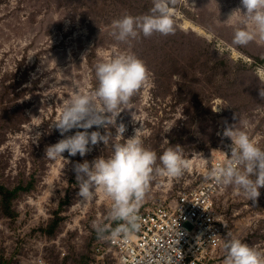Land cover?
Masks as SVG:
<instances>
[{
	"label": "rangeland",
	"instance_id": "1",
	"mask_svg": "<svg viewBox=\"0 0 264 264\" xmlns=\"http://www.w3.org/2000/svg\"><path fill=\"white\" fill-rule=\"evenodd\" d=\"M153 2L0 0V183L20 187L11 207L0 195V264H89L95 243L125 223L109 215L112 201L101 191L81 202L73 170L75 162L108 156L112 139L91 145L83 157L67 151L66 159L44 155L47 145L80 130L62 134L50 127L64 100L77 88L91 92L95 64L119 51L143 60L152 86L121 105L106 130L115 135L122 123L127 138L141 126L156 164L168 143L181 145L190 162L179 176H154L137 216L173 198L181 186L208 178L199 172L206 165L200 157L230 151V138L222 134L226 124L243 128L264 148V39L233 42L237 27L251 28L239 11L228 19L236 9L245 11L241 0H168L173 31L145 36L137 30L127 41L115 39L114 19L146 14ZM97 127L105 131L96 125L88 131ZM216 209L227 221L224 236L236 232L264 249V186L253 201L229 184ZM224 255L222 247L216 264Z\"/></svg>",
	"mask_w": 264,
	"mask_h": 264
},
{
	"label": "clouds",
	"instance_id": "2",
	"mask_svg": "<svg viewBox=\"0 0 264 264\" xmlns=\"http://www.w3.org/2000/svg\"><path fill=\"white\" fill-rule=\"evenodd\" d=\"M245 11H239L244 17L243 23L249 27H237L234 31V43H247L254 37L264 39V0H241ZM174 9L168 0H154L148 13L140 16L123 15L112 21V32L115 39L127 41L137 35V30L145 36L153 32L167 34L173 31ZM96 85L91 92L74 89L63 102L59 117L51 124L60 133L71 129H80L47 145L44 155L49 158L66 159L79 154L83 157L91 150V145L98 141L108 144L112 139V151L108 156L99 155L91 161L83 160L74 163L75 179L78 183L77 195L81 202L94 198L101 191L112 201L109 215L125 223L115 226L111 236L125 233L139 227L135 212L137 203L142 200L149 183L155 175L175 177L189 167V160L182 155L179 144H169L159 155L156 164V152L146 147L142 140L143 128L134 129V134L124 138V124L116 127L115 135L106 130V125L121 112V105L127 104L130 98L141 88L152 86L148 69L143 60L131 50H122L112 56L101 59L95 64ZM260 95L264 90L260 89ZM98 101V102H97ZM93 125L102 126L88 131ZM227 125L223 136L230 138V155L224 151L223 157L215 163L210 158L201 159L206 162L205 176L217 184L233 185L234 191L242 193L255 201L259 188L264 186V148L256 144L243 128ZM39 133L33 135L34 142ZM123 137V142H118ZM166 142L168 140L164 139ZM102 231V229H101ZM219 237L225 255L222 264H264V249L256 248L239 238L236 232H227ZM170 264H178L174 258H166Z\"/></svg>",
	"mask_w": 264,
	"mask_h": 264
},
{
	"label": "built area",
	"instance_id": "3",
	"mask_svg": "<svg viewBox=\"0 0 264 264\" xmlns=\"http://www.w3.org/2000/svg\"><path fill=\"white\" fill-rule=\"evenodd\" d=\"M206 155L213 163L223 157L221 150ZM206 166L200 165L199 172L205 173ZM226 187L210 177L181 186L173 198L146 207L127 238L123 232L100 238L89 264H170L169 257L178 264H216L222 244L215 235L224 236L227 222L217 212V200Z\"/></svg>",
	"mask_w": 264,
	"mask_h": 264
},
{
	"label": "trees",
	"instance_id": "4",
	"mask_svg": "<svg viewBox=\"0 0 264 264\" xmlns=\"http://www.w3.org/2000/svg\"><path fill=\"white\" fill-rule=\"evenodd\" d=\"M19 189L20 187L15 189H8L0 183V195L2 196V199L5 202L7 208L11 207L13 199H15V197L19 193Z\"/></svg>",
	"mask_w": 264,
	"mask_h": 264
},
{
	"label": "bare ground",
	"instance_id": "5",
	"mask_svg": "<svg viewBox=\"0 0 264 264\" xmlns=\"http://www.w3.org/2000/svg\"><path fill=\"white\" fill-rule=\"evenodd\" d=\"M189 26L193 27L194 29H197V28H196V27H194L193 25H188V27H189ZM186 28H187V27H186Z\"/></svg>",
	"mask_w": 264,
	"mask_h": 264
}]
</instances>
